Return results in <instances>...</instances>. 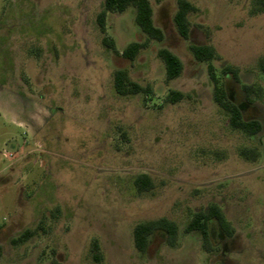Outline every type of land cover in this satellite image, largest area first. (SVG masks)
I'll use <instances>...</instances> for the list:
<instances>
[{"label": "rangeland", "instance_id": "rangeland-1", "mask_svg": "<svg viewBox=\"0 0 264 264\" xmlns=\"http://www.w3.org/2000/svg\"><path fill=\"white\" fill-rule=\"evenodd\" d=\"M149 1L164 39L128 62L119 54L146 38L132 7L106 14L116 55L96 24L103 0H0V264H264V12L251 14L250 0H187L198 12L185 41L172 22L176 0ZM192 45L215 50L218 85L261 124L256 135L229 127ZM162 48L183 65L169 83ZM117 69L148 92L116 95ZM242 86L252 87L249 102ZM170 91L184 98L170 104ZM140 174L152 182L142 194ZM210 204L235 234L206 253L183 229ZM159 218L177 225L176 247L155 234L138 254L133 227Z\"/></svg>", "mask_w": 264, "mask_h": 264}, {"label": "trees", "instance_id": "trees-1", "mask_svg": "<svg viewBox=\"0 0 264 264\" xmlns=\"http://www.w3.org/2000/svg\"><path fill=\"white\" fill-rule=\"evenodd\" d=\"M160 4L162 0H154ZM251 14H260L264 12V0H250ZM134 9V24L138 27L141 33L146 37L142 42L130 43L119 54L116 51L114 41L105 36V17L107 13H122L127 8ZM198 12V8L187 0H176V8L172 17V22L178 36L182 40H188L190 35V23L188 16ZM96 24L98 31L102 36V47L128 62L136 59L139 53L148 47L150 41L162 42L164 39L163 32L155 25L153 18V8L149 0H103L101 11L96 16ZM193 59L198 63H207V75L212 84V97L215 105L224 112L228 117V125L234 130L241 132L247 136H254L261 130V124L255 120H244L239 105L235 102V96H231V92L226 86H219L218 80L215 77L211 62L217 60L215 50L208 45H192L189 47ZM157 57L161 60L164 66L165 82L169 83L177 79L183 69V65L179 58L167 49H159ZM258 67L264 73V57L258 61ZM222 73L225 77H229L234 83L238 81V70L229 66L222 68ZM113 90L116 95L125 97L128 95L145 94L147 88L141 87L139 84L131 81L128 73L124 69H117L112 74ZM253 90L250 86H242L241 94L244 95L245 101L249 102V97ZM184 95L177 91H170L168 102L175 104L181 101ZM245 155V151H241ZM133 186L138 194L148 192L152 189L151 178L146 174H140L135 177ZM184 234L196 233L199 235L201 248L206 253H211L215 250L213 240L219 235L224 240L232 239L235 234L233 227L226 221L222 212L215 204L208 205L204 210L194 213L191 219L187 222L183 229ZM31 232L25 231L17 240L27 238ZM155 234H160L165 244L170 248H175L177 245L178 228L177 225L167 220L159 218L151 221H144L136 224L132 229V243L134 250L143 255L149 244L151 237ZM91 251L96 262L99 261V246L93 241L91 243ZM52 264H61L53 260Z\"/></svg>", "mask_w": 264, "mask_h": 264}]
</instances>
